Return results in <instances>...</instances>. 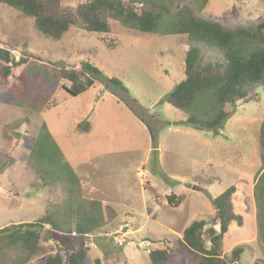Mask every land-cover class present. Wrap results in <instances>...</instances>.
Segmentation results:
<instances>
[{
  "label": "rangeland",
  "instance_id": "rangeland-1",
  "mask_svg": "<svg viewBox=\"0 0 264 264\" xmlns=\"http://www.w3.org/2000/svg\"><path fill=\"white\" fill-rule=\"evenodd\" d=\"M85 1L61 0L47 10L71 13ZM157 1L171 14L154 33L109 17L104 40L78 26L53 40L32 18L0 5V42L16 60H32V88L49 101L30 109L8 94L0 61V229L46 215L64 229L100 220L99 229L84 238L46 228L43 253L28 264H46L63 246L72 251L81 243L91 264H151L150 252L171 248L195 221H213L212 201L233 186V209L243 224L230 226L223 255L230 259L242 248L237 264H264L263 87L229 105L227 121L211 130L186 122L190 113L209 112L204 100L189 113L165 101L185 78L187 39L172 32L177 13L190 8L231 28L264 20V0ZM218 60L204 54V63ZM61 66L85 72L94 85L70 95L63 89L70 84L59 78ZM85 120L91 130L78 135L76 127ZM180 195V206L168 204V197ZM22 256L19 248L4 249L0 264H19ZM171 264L197 263L185 255Z\"/></svg>",
  "mask_w": 264,
  "mask_h": 264
},
{
  "label": "trees",
  "instance_id": "trees-1",
  "mask_svg": "<svg viewBox=\"0 0 264 264\" xmlns=\"http://www.w3.org/2000/svg\"><path fill=\"white\" fill-rule=\"evenodd\" d=\"M61 0H0V5L18 9L25 17L32 18L36 29L53 40H60L72 26L101 36L110 33L107 18L112 17L129 25H135L142 33H154L171 11L157 0H87L71 13L54 15L47 6ZM209 1V0H206ZM172 32L187 39L185 48L184 80L166 97L165 101L173 108L189 113L201 100L209 112L190 113L186 122L203 129H215L227 121V107L247 99L258 85L264 89V20L256 24L226 27L218 21L197 16L190 8L177 13ZM106 40V39H105ZM212 52L217 55L216 62L204 63V54ZM1 77L5 91L30 109L45 107L49 101L43 99L33 90L27 70L32 64L29 57L16 60L9 48L0 42ZM87 69L97 72L87 65ZM59 78L70 84L63 89L77 97L94 85L85 72L61 66ZM111 82L122 87L116 78ZM91 122L85 120L76 127L78 135L90 132ZM259 142L264 149V122L260 127ZM264 183V162L260 174ZM264 192V187L261 188ZM236 188L230 187L212 202L216 210L213 221H195L183 231L171 248L150 252L151 264H171L172 260L188 255L197 264H237L243 253L236 248L230 259L222 252V241L233 222L239 226L243 218L233 209V196ZM185 195L168 197V204L180 206ZM97 217L81 220L73 227L64 229L52 215L33 223L12 224L0 229V252L19 248L23 256L19 264H28L43 253L42 241L49 236V229L58 233L84 238L92 235L100 227ZM219 226V232L215 226ZM207 226H210L206 229ZM209 244L207 246L206 244ZM46 264H91L89 249L84 243L72 251L63 246L55 257L49 256ZM258 264V263H256Z\"/></svg>",
  "mask_w": 264,
  "mask_h": 264
},
{
  "label": "crops",
  "instance_id": "crops-1",
  "mask_svg": "<svg viewBox=\"0 0 264 264\" xmlns=\"http://www.w3.org/2000/svg\"><path fill=\"white\" fill-rule=\"evenodd\" d=\"M91 130V129H90Z\"/></svg>",
  "mask_w": 264,
  "mask_h": 264
}]
</instances>
